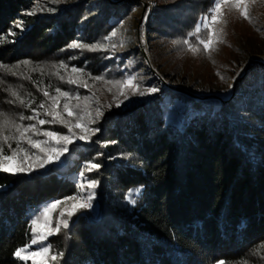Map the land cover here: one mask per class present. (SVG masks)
<instances>
[{"label": "trees", "instance_id": "obj_1", "mask_svg": "<svg viewBox=\"0 0 264 264\" xmlns=\"http://www.w3.org/2000/svg\"><path fill=\"white\" fill-rule=\"evenodd\" d=\"M136 5L142 1L0 0V113L14 111L13 93L27 99L54 87L66 65L88 77L133 72L159 89L105 109L60 162L0 172V264H28L15 253L34 239L31 221L76 196L80 180L95 181L87 186L95 209L61 216L68 227L58 222L48 238L57 257L50 264H264V63L238 78L230 99L190 98L180 122L176 90L191 92L164 88L156 70L176 81L178 66L165 56L187 48L176 40L200 45L188 34L213 0H157L147 26L156 70L131 38L121 49L119 29ZM90 163L100 167L88 171Z\"/></svg>", "mask_w": 264, "mask_h": 264}, {"label": "rangeland", "instance_id": "obj_2", "mask_svg": "<svg viewBox=\"0 0 264 264\" xmlns=\"http://www.w3.org/2000/svg\"><path fill=\"white\" fill-rule=\"evenodd\" d=\"M141 1L142 5L132 7L130 15L119 29V34L123 42L121 49L125 47L127 39L131 38L133 40V47L146 53L149 59L148 63L156 70L157 65L152 60L147 26L152 17L154 7L157 4V0ZM245 2L247 4L249 19L241 16L240 10L236 8L230 9L227 6L222 8L224 22L212 23L209 12L205 14V16H208L209 27H203L202 19L201 31H206H202L205 35L203 39H206L211 32L214 35L219 34L223 40V42L216 43L210 51H204L203 45L200 44L198 46L193 45L200 49L196 53L190 51L187 46L181 54L173 53V55L167 54L165 56L167 60H171L168 63L169 68L178 66V71L175 74V82L169 81L162 75L160 70H156L161 77V83L164 88L171 89L182 86L191 92L185 93L176 90L180 96L181 104L177 107H182L177 112L180 122H183L186 117L188 118L187 111L191 108L190 98L193 96H216L223 99H230L237 87L238 78L245 76L251 70L256 72L255 70H258L256 69V65L264 63V0H245ZM241 7L243 8L244 5L242 4ZM199 38H202V36ZM118 53L121 55L120 50ZM73 68L77 69V71L73 72ZM97 77H88L82 68L74 64L66 65L61 72L56 73L55 78H57V81L53 85L54 87L45 88L44 86L40 89L43 93L26 95L25 98L27 99H22L20 94L16 93V99H13L15 100L13 103L14 111L7 115L9 120L12 121L13 126L4 129L2 132V135L9 136L10 139L7 143L3 139H0V148L3 149V155H10L11 150L16 149L17 143L19 142L20 147L28 152L31 159L25 161L24 153H19L17 162L21 163L24 167L31 164L33 165V169H39L41 168L38 166L40 161L46 158L45 153L39 149L32 148L25 139H21L15 125L21 126V130L34 125L37 131H29L25 133V136L30 137L34 141H47V143H42L41 145L45 149L59 148L64 145L57 144L55 141L45 137L43 132L55 131L61 135H70L72 137V143L67 145L68 148L69 145L83 141L78 139L79 136L87 135L89 137L92 134L93 124L102 117L105 109L128 107L134 100L142 101L153 94L141 96L138 92L134 93L131 88H121L117 85L116 82L122 83L127 79L134 78V83L139 86V91L146 92L149 87L140 84L137 80V75L133 72L130 75H125L122 79L115 72L99 76L102 79H96ZM70 80H75V83H70ZM57 88L61 89V91L68 92V97L60 96L56 91ZM45 91L49 93L48 97L44 96ZM52 98H57L55 111L60 113L63 121H67L72 126L71 133L68 127L65 126V123L59 119L53 121V117L47 115V111L53 110L51 107L53 104ZM41 103L45 105L44 108L39 107ZM65 103L69 105L71 111L74 113L73 116L69 117L64 111L63 105ZM184 107L187 108V111H184ZM97 111L102 113V115L98 116ZM29 117H32V119H29ZM40 119L52 122L41 125L39 124ZM78 120L80 124L89 130L87 133L81 128L75 127ZM11 137H15V139H11ZM9 144L11 145V149L8 147ZM60 160L61 156L58 160L54 159L53 162H60ZM49 164L51 163L45 164L42 168L47 167ZM81 185H84V187L81 188ZM77 188L78 192L74 197L80 202L87 201L88 196H92L90 189L87 188L84 181L80 180ZM62 202L50 211L48 217H44L42 214L39 215L41 225L48 224L52 229L56 228L58 222L62 221L60 213L67 214L68 211L72 210L73 201L71 199H66ZM90 203L92 207L89 209L94 210L95 207L92 200ZM39 235V232H35L34 239L38 238ZM49 236L47 235L46 239L38 240L36 244L31 242L22 255H29L33 251L48 247L49 253L43 259L46 260V264H50V260L54 255L48 243ZM25 261L28 264H42L40 257H37L35 260L28 259Z\"/></svg>", "mask_w": 264, "mask_h": 264}, {"label": "snow or ice", "instance_id": "obj_3", "mask_svg": "<svg viewBox=\"0 0 264 264\" xmlns=\"http://www.w3.org/2000/svg\"><path fill=\"white\" fill-rule=\"evenodd\" d=\"M242 4L244 5L243 8L241 7ZM224 6H227L230 9L236 8V9L240 10L241 16H243L245 19H249L248 11H247V4H246L245 0H231V3H230V0H213V7H211L209 9V15L211 17L212 23L224 22L223 21L224 13L222 11V8ZM48 11H55V9H48ZM27 14L28 15H35V12L32 11V12H29ZM16 26L23 28L22 22L17 24ZM203 27L204 28L209 27L208 16H205L203 18ZM200 32H201V24H197L195 29H194V32H191L188 35L189 36H197V38L199 39V44L203 45L204 51H210L216 43L223 42V40L219 36V34L214 35L211 32L208 34L206 39L199 38ZM12 35H15V33H12ZM112 35L115 36L116 33L113 32ZM173 43L175 45H181V44L187 45L188 49L190 51H192L193 53L200 51L199 48L194 47L191 43H189V41L187 39L176 40V41H173ZM70 47L87 48L89 50H96L98 47H102V46L73 43L72 45H70ZM25 63H27V62H25ZM72 71L76 72L77 69L73 68ZM96 79H102V77H97ZM69 82L75 83V80H70ZM116 83L121 88L128 87V88L133 89L134 93L138 92V94L141 96H143L145 94H152V93H155L159 90L155 87H151V88H148L146 90V92L145 91H139V86L134 83V78L127 79V80L123 81L122 83L121 82H116ZM56 91L62 97H68V95H69L68 92L61 91V89H59V88H57ZM13 95H16V93H13ZM44 96L48 97L49 93L47 91H45ZM52 99H53V104L51 107L53 110L47 111V115L52 116L53 121H55L57 119L61 120V122L65 123V126L68 127V130L71 133L72 132V126H70L67 121H63L62 117L60 116V113L55 111V108L57 106V98H52ZM21 103H23V101H21ZM39 107L44 108L45 105L43 103H41L39 105ZM63 108L69 117L74 115V113L71 111V109L67 103H65L63 105ZM97 115L98 116L102 115V113L97 111ZM21 118L23 119V117H21ZM29 119H32V117H29ZM50 122H52V121H45L43 119L39 120V124H41V125H44L45 123H50ZM11 126H13L12 121H10L9 118L6 115H4L3 113H0V139H3V141L5 143H7V141L10 139V137L2 135V132L4 129L9 128ZM15 127H16V130L19 132L21 139H25L27 141V143L32 148L39 149L41 152L45 153L46 158L41 160L39 165H38L41 168L44 167V165L47 163H52L54 159L58 160L60 158V156H62L65 152L68 151L67 145L72 143V137L70 135H61L55 131H45V132H43V135L45 137H48L50 140L55 141L57 144H63L64 145L63 147H59V148L45 149L41 145H42V143H47V141H34L30 137L25 136V133H27L29 131H33V132L37 131L34 125L30 126L28 128H23V130H21V126H19V125H15ZM75 127L81 128L85 133H87L89 131L85 126H83L82 124L79 123V120L75 124ZM93 131H99V129H96ZM73 135H74V133H73ZM11 139H15V137H11ZM78 139L85 140V139H88V136L87 135H81L78 137ZM8 147L11 149L10 144L8 145ZM19 153H24V160L25 161H28L31 159V156L28 154V152L25 149L20 147L19 142L17 143V148L11 150L10 155H3V149L0 148V172L17 174V173H21V172L31 171L33 169V165L29 164L27 167H24V166H22L21 163L17 162V157H18ZM99 167H100V165L98 163H90L87 165L86 170L91 171L92 169H98ZM81 175H83V173H81ZM87 186L89 188H94L96 186L95 181L90 182ZM80 187L83 188L84 185H81ZM137 191H139V190H137ZM92 198L93 197L91 195H89L87 198V201H84V202H80L76 197L69 198L73 201V205H72V210L68 211L67 215L69 217H71L75 214V212L78 209L92 207V205L90 203ZM61 203H63V202L57 201L51 205L46 206L45 209L43 210L42 215L44 217H48L50 211L55 209ZM60 215L63 216L64 213L61 212ZM60 223L63 224L64 228L68 227V221L67 220H62ZM60 223H58L56 225L55 229H52L48 224L41 225L39 217H37L36 219H33L31 221V224H32L31 230L33 232H39L40 235L38 236V238L33 239L32 243L36 244L38 242V240L46 239L47 235H51L54 232H58L60 229ZM259 247L262 250H264V244L260 245ZM25 251H26V249H24V248L19 249L16 251L15 255L18 258L23 259V260H28V259L35 260L37 257H40L42 259V264H46V260H44L43 258L47 257V255L49 253L48 247H43V248L39 249L38 251H33L29 255H22V253H24ZM56 258L57 257H55V256L52 257L53 260H55ZM219 264H224V261H220Z\"/></svg>", "mask_w": 264, "mask_h": 264}]
</instances>
